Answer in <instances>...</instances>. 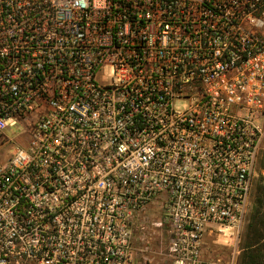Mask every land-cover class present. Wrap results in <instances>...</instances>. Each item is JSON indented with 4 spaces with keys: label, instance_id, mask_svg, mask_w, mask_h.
<instances>
[{
    "label": "built area",
    "instance_id": "2783aa9c",
    "mask_svg": "<svg viewBox=\"0 0 264 264\" xmlns=\"http://www.w3.org/2000/svg\"><path fill=\"white\" fill-rule=\"evenodd\" d=\"M263 138L264 0H0V264H236Z\"/></svg>",
    "mask_w": 264,
    "mask_h": 264
},
{
    "label": "trees",
    "instance_id": "16d2710c",
    "mask_svg": "<svg viewBox=\"0 0 264 264\" xmlns=\"http://www.w3.org/2000/svg\"><path fill=\"white\" fill-rule=\"evenodd\" d=\"M252 201L238 264H264V181L255 187Z\"/></svg>",
    "mask_w": 264,
    "mask_h": 264
},
{
    "label": "rangeland",
    "instance_id": "374dc122",
    "mask_svg": "<svg viewBox=\"0 0 264 264\" xmlns=\"http://www.w3.org/2000/svg\"><path fill=\"white\" fill-rule=\"evenodd\" d=\"M14 150V145H10L6 148H4L3 150L0 151V160H4L9 154H11V152H13ZM263 165H264V138H263V142L261 145V150L259 152L258 158H257V162H256V167H255V176H254V180H253V186H252V193H251V204H250V208L249 211L247 213V217H246V222L241 234V240H240V253L242 251V243H243V238H244V234H245V228L246 225L248 223V217L251 213L252 210V205H253V194L255 192V187L258 184H262L264 181V169H263ZM150 219L153 220L155 218L158 217V214L155 210H152L150 213ZM223 240L220 236H212V238L206 237V245L208 248V255H210L211 257H217V256H226L227 254V248L223 247ZM150 247L152 248H158L159 246V242L158 241H151L150 242ZM239 255L237 256L236 259V264H238L239 261ZM148 259H150V262H148V264H163L161 259L158 258V256L153 255L152 253H149L148 255ZM143 261H141L142 264Z\"/></svg>",
    "mask_w": 264,
    "mask_h": 264
}]
</instances>
